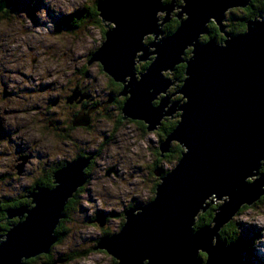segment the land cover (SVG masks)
Returning <instances> with one entry per match:
<instances>
[{"label":"clouds","instance_id":"clouds-1","mask_svg":"<svg viewBox=\"0 0 264 264\" xmlns=\"http://www.w3.org/2000/svg\"><path fill=\"white\" fill-rule=\"evenodd\" d=\"M43 3L46 7L34 13L39 21L35 23L27 11H13L8 0H0V127L11 132L0 138V245L37 208L32 194L41 188L54 191L60 186L56 174L85 159L89 163L83 169L84 181L65 201L48 250L21 256L19 264H124L109 247L101 246L102 241L124 232L129 212L140 216L159 199L165 180L190 152L186 144L172 137L190 102L182 89L191 79L189 67L197 46L214 42L216 47L228 49L234 37L247 36L256 24H264V0L227 7L222 18L209 16L196 39L183 49L179 62L160 69V76L169 82L167 88L147 89L152 108H163L154 127L125 109L136 84L143 82L157 62L158 48L189 21L190 15L184 11L188 0H159L162 8L153 17L156 31L145 32L135 45L129 57L131 70L123 79L95 59L109 34L118 28L114 20L105 19L100 7L108 0ZM81 9L88 14L74 20L77 27L73 30L57 31L49 16L50 11L56 16H72ZM174 105L178 106L171 112ZM82 116L88 118L87 124L77 123ZM18 145H26L27 150L18 152ZM262 179L264 156L252 174L244 177V183L252 185ZM239 188L237 185L233 191ZM231 201L229 194L210 192L192 215L189 239L206 227L217 230L213 247L219 241L231 245L242 235L241 224L252 226L259 230L252 248L258 259H264V184H260L258 198L240 203L217 228L222 207ZM21 207L28 212L9 216V209ZM98 212L107 214L103 223ZM196 260L208 264L209 251L198 248ZM140 264H152V258L145 257Z\"/></svg>","mask_w":264,"mask_h":264},{"label":"water","instance_id":"water-1","mask_svg":"<svg viewBox=\"0 0 264 264\" xmlns=\"http://www.w3.org/2000/svg\"><path fill=\"white\" fill-rule=\"evenodd\" d=\"M245 2L188 0L184 11L190 15L189 21L158 48L159 58L143 82L136 84L133 77L136 87L125 109L128 115L147 119L153 127L159 123L163 108H152L147 89L167 88L169 82L160 76V69L179 62L183 49L196 39L209 16L222 18L227 7L243 6ZM14 3L8 0V7ZM100 7L105 19L114 20L118 28L109 34L108 43L95 59L102 60L108 71L123 79L131 70L129 57L135 45L145 32L156 31L153 17L162 6L159 0H108ZM230 43L228 49H220L214 42L197 46L196 58L189 67L191 79L182 89L190 102L184 106L183 122L172 137L186 144L190 152L165 180L159 199L145 207L140 216L129 212L124 232L102 241L101 246L109 247L124 264H140L149 256L152 264H198V248L209 251L208 264H241L236 244L219 241L212 246L217 230L205 227L189 239L192 215L210 192L232 196L217 218L219 228L240 203L258 198L260 184H264V179L252 185L244 183V177L252 174L264 156V24H256L247 36L234 37ZM77 123L87 124L88 119L81 117ZM163 148L166 151L168 144ZM88 163L79 159L69 164L56 174L60 184L57 189L41 188L32 194L38 206L28 213L26 223L9 233L7 243L0 245V264H19L21 256L48 250L53 239L51 231L65 201L83 183V169ZM19 167L23 171V165ZM237 185L239 191L234 192ZM25 212L26 207L8 210L10 217Z\"/></svg>","mask_w":264,"mask_h":264},{"label":"rangeland","instance_id":"rangeland-1","mask_svg":"<svg viewBox=\"0 0 264 264\" xmlns=\"http://www.w3.org/2000/svg\"><path fill=\"white\" fill-rule=\"evenodd\" d=\"M85 2L87 3L88 0H85ZM41 7H46V5H44L43 3V0H15L14 6L11 9L13 11H27L29 15L32 16L34 22L39 23L34 13L38 11ZM87 14H88V10L86 9L78 10L72 16H64V15L56 16L51 11L49 12V16L52 19L53 23L55 24L57 31L73 30L75 27H77L76 24H73L74 20L82 19ZM77 95H79V93H77ZM54 102L55 101H53V103ZM10 135H11L10 131H6L2 127H0V138H4ZM26 150H27L26 145L17 146L18 152H23ZM98 220H100L101 223H103L105 218L99 217ZM240 227L242 229V235L239 239V245L242 250L240 253L242 264H264V259H258L255 255V250L252 248V241L258 238L259 230L256 229L255 227L246 226L243 224H241Z\"/></svg>","mask_w":264,"mask_h":264},{"label":"flooded vegetation","instance_id":"flooded-vegetation-1","mask_svg":"<svg viewBox=\"0 0 264 264\" xmlns=\"http://www.w3.org/2000/svg\"><path fill=\"white\" fill-rule=\"evenodd\" d=\"M82 117H83V116H82ZM86 119H88V118L86 117ZM137 206H138V207H142V205H139V204H138ZM106 215H107V214H105V213H102V212L99 213V212H98V218H99V217H100V218H101V217L106 218ZM99 221H100V220H99Z\"/></svg>","mask_w":264,"mask_h":264},{"label":"trees","instance_id":"trees-1","mask_svg":"<svg viewBox=\"0 0 264 264\" xmlns=\"http://www.w3.org/2000/svg\"><path fill=\"white\" fill-rule=\"evenodd\" d=\"M87 10V9H86ZM95 11V10H94ZM75 20H77V19H75ZM73 24H75V23H73ZM182 67H185V65H183ZM11 206H13V207H15L16 205L15 204H13V205H11ZM227 227V226H226ZM234 244H236L237 246H238V248H239V251H240V253H241V248H240V245H239V241L237 242V243H234ZM240 259H241V257H240ZM241 264H242V262H241Z\"/></svg>","mask_w":264,"mask_h":264},{"label":"bare ground","instance_id":"bare-ground-1","mask_svg":"<svg viewBox=\"0 0 264 264\" xmlns=\"http://www.w3.org/2000/svg\"><path fill=\"white\" fill-rule=\"evenodd\" d=\"M23 159V158H22Z\"/></svg>","mask_w":264,"mask_h":264}]
</instances>
